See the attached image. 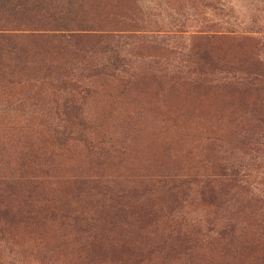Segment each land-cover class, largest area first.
<instances>
[{
    "label": "rangeland",
    "instance_id": "1",
    "mask_svg": "<svg viewBox=\"0 0 264 264\" xmlns=\"http://www.w3.org/2000/svg\"><path fill=\"white\" fill-rule=\"evenodd\" d=\"M21 2L0 264H264V0Z\"/></svg>",
    "mask_w": 264,
    "mask_h": 264
},
{
    "label": "trees",
    "instance_id": "2",
    "mask_svg": "<svg viewBox=\"0 0 264 264\" xmlns=\"http://www.w3.org/2000/svg\"><path fill=\"white\" fill-rule=\"evenodd\" d=\"M16 9H24V6L21 0H0V40L4 38L14 37V33L22 32V31H36L43 33H50L55 35L57 42L63 43L65 41H69L73 39L77 32L80 31H93L94 26L88 22H75L74 20H51L42 26H32L29 24H19L18 21L25 19V17H18L15 12ZM26 12V11H25ZM131 198H129L130 200ZM134 212L133 215H138V210H132ZM132 215V213H130ZM132 215L133 219L135 217ZM131 219V218H130Z\"/></svg>",
    "mask_w": 264,
    "mask_h": 264
}]
</instances>
